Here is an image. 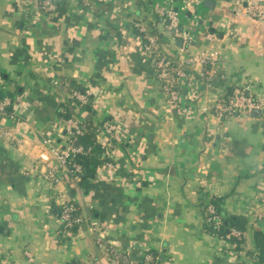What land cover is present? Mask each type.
<instances>
[{"label": "crops", "instance_id": "crops-1", "mask_svg": "<svg viewBox=\"0 0 264 264\" xmlns=\"http://www.w3.org/2000/svg\"><path fill=\"white\" fill-rule=\"evenodd\" d=\"M250 1L200 0L195 15L180 11L185 41L165 27L166 9L180 0H56L53 16L37 0H0V98L8 99L0 114V264H114L110 247L136 264L150 249L169 264L258 263L264 107L224 119L213 109L235 86L264 99V21L246 13ZM135 23L153 28L158 47L187 70L175 99ZM205 49L219 57L210 80L203 65L186 61ZM73 84L91 96L98 144L105 121L121 137L110 152L102 147L113 169L103 162L81 182L59 157L69 136L59 105L79 109ZM209 198L243 227L238 248L204 227ZM65 202L78 220L63 231Z\"/></svg>", "mask_w": 264, "mask_h": 264}, {"label": "built area", "instance_id": "built-area-1", "mask_svg": "<svg viewBox=\"0 0 264 264\" xmlns=\"http://www.w3.org/2000/svg\"><path fill=\"white\" fill-rule=\"evenodd\" d=\"M40 11L46 16H53L56 13V0H37ZM200 0H180V5L178 9H173L171 6L166 9L165 19L167 21L165 27L172 34V36H178L183 38L185 41H188L189 35L187 32L180 29V11H189L190 13L196 14V7L199 4ZM245 11L248 15L255 17L264 21V0H251L248 2ZM136 27L141 32L142 37V46L144 51L147 53L148 57L153 63V66L156 71V78L162 83L163 90L167 93L168 99H175L177 97V90L175 88L178 79L186 75V71L181 63H176L170 57L165 55V53L158 47L155 38L153 35L149 34L147 30L140 25V23H135ZM208 37L214 39V35L211 34ZM144 39V40H143ZM218 51L205 49L201 51L196 56L187 57L186 61L188 63L198 62L204 66V74L210 80L211 76L218 67ZM72 95L79 100L81 103H85L88 100L89 93L87 91H72ZM8 102L6 97L0 98V114L5 112V104ZM214 113L218 119H224L225 117L234 116L237 114H248L250 110L264 107V99L256 98L248 94L247 90L235 86L232 88V91L224 96L218 98L213 102ZM66 129L69 132L66 144L63 149L59 152V157L64 166L68 168L73 179H78V172L80 171V166L76 162L68 160V158L79 152L81 147L79 145H74L75 135L81 132L79 127V122L74 118L64 119ZM116 125L111 121H105L101 129H99V136L102 137V147L105 152L110 150V147L116 144V142L121 141V137L116 131ZM6 134L7 132L4 131ZM110 152V151H109ZM106 156L108 157L107 153ZM105 167L108 169H113V164L110 159H106ZM49 177L57 181L58 177L55 173L51 172ZM75 207L71 202H65L62 204L59 213V228L60 230L66 231V227L73 225L78 219L76 216H72ZM208 212L210 213L207 218L208 221L214 222L216 226L220 223L219 215L216 214L211 205L208 206ZM92 226H95L96 223L91 222ZM103 224V223H102ZM234 235L236 237H241L243 232L231 229L227 234ZM102 242V241H101ZM100 242V243H101ZM105 247H107L105 245ZM110 252L114 254L111 262L116 264L118 261L123 260L128 264H136L130 259L127 258L126 253H115L114 249L110 247ZM113 249V250H112ZM145 260L152 258L151 254L146 251L144 253ZM159 264H169L168 260H163ZM256 264H264L256 263Z\"/></svg>", "mask_w": 264, "mask_h": 264}, {"label": "trees", "instance_id": "trees-1", "mask_svg": "<svg viewBox=\"0 0 264 264\" xmlns=\"http://www.w3.org/2000/svg\"><path fill=\"white\" fill-rule=\"evenodd\" d=\"M60 8V5H58V3L56 2V11H60ZM158 18L160 19V17ZM147 32L154 36L156 43L159 41V34L155 33V30L153 28H149ZM71 88L73 103L76 105V107H79V109L78 111H75L72 107L67 105V102H65L59 105L58 114L62 117V119L75 118L78 113L87 115V117L79 123L81 132L75 135V140L78 141V145L81 147V150L68 158V160L79 164L80 171L77 174L79 176V181L81 182L86 178V176L92 173L97 166L103 164V162H105L108 157L103 155V148L96 141V128L98 129V127H96V125L91 121V115L94 114L91 96L89 95L88 100L85 103H81L72 95V91L77 90L83 92L85 90L74 86V84L71 86ZM202 204V210L204 212L203 224L207 230L212 233L221 234L223 236H226L232 228L243 232V227L240 226L236 221L237 217L228 213L220 204L219 199L209 198L208 200L203 201ZM209 205H211L214 212L219 215L220 223L218 226H216L214 222L207 220L210 215L207 209ZM76 211L77 209L75 208L72 216H76ZM74 227L75 223L69 227H66V230L73 229ZM242 236L238 238L234 235H229L226 238L230 242L234 243L235 248H238L242 242ZM254 236L256 245L260 251V253L258 254V263H262L264 262V237H262V234L258 231L254 233ZM148 252L151 254L152 258H150L149 260H145V258L142 257L138 264H159L164 260V256L160 255L159 252L151 249L148 250Z\"/></svg>", "mask_w": 264, "mask_h": 264}, {"label": "water", "instance_id": "water-1", "mask_svg": "<svg viewBox=\"0 0 264 264\" xmlns=\"http://www.w3.org/2000/svg\"><path fill=\"white\" fill-rule=\"evenodd\" d=\"M186 15H190L189 11L186 12ZM177 42L180 43V39H178ZM253 112H256V111L253 110ZM74 145H78V141L77 140L74 141Z\"/></svg>", "mask_w": 264, "mask_h": 264}]
</instances>
